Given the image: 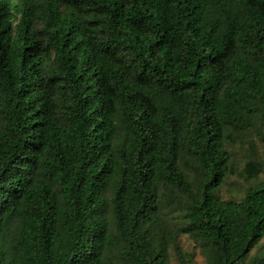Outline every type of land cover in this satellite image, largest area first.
<instances>
[{"label":"trees","instance_id":"16d2710c","mask_svg":"<svg viewBox=\"0 0 264 264\" xmlns=\"http://www.w3.org/2000/svg\"><path fill=\"white\" fill-rule=\"evenodd\" d=\"M182 235L264 264V0H0V264H194Z\"/></svg>","mask_w":264,"mask_h":264},{"label":"rangeland","instance_id":"374dc122","mask_svg":"<svg viewBox=\"0 0 264 264\" xmlns=\"http://www.w3.org/2000/svg\"><path fill=\"white\" fill-rule=\"evenodd\" d=\"M19 18L20 16H17V20ZM37 27L40 28V25L37 24ZM227 148L232 156L231 173L223 185L221 195L224 199H231L239 197L240 191L248 185L240 173L245 162L251 158H258L263 152V147L254 133L237 132L228 139ZM178 222L179 220H175L176 224ZM176 242L185 252L195 253L194 264H207L206 257L190 236L182 235ZM174 244L170 249V264H180L174 252ZM261 248L264 249V240L261 243Z\"/></svg>","mask_w":264,"mask_h":264}]
</instances>
